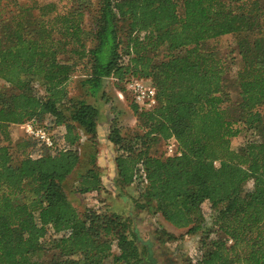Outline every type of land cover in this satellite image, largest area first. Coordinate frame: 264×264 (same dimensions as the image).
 Segmentation results:
<instances>
[{
  "label": "trees",
  "instance_id": "trees-1",
  "mask_svg": "<svg viewBox=\"0 0 264 264\" xmlns=\"http://www.w3.org/2000/svg\"><path fill=\"white\" fill-rule=\"evenodd\" d=\"M228 34L240 58L233 80L226 59L203 48ZM82 63L94 101L70 95ZM132 78L152 79L158 104L132 105L142 130L132 136L112 118L117 177L174 227L203 233L188 264H264V0H0V264H154L126 219L80 213L64 188L86 148L78 191L102 189L106 82L124 92ZM32 119L64 126L69 148L26 154L34 139L15 142L11 126ZM171 140L181 155L153 152Z\"/></svg>",
  "mask_w": 264,
  "mask_h": 264
},
{
  "label": "rangeland",
  "instance_id": "rangeland-1",
  "mask_svg": "<svg viewBox=\"0 0 264 264\" xmlns=\"http://www.w3.org/2000/svg\"><path fill=\"white\" fill-rule=\"evenodd\" d=\"M93 24L92 20H88L85 26L89 29ZM203 48L205 50H213L219 56L226 59V64L230 67L227 76L229 79L233 80L240 64L235 36L228 34L210 40L203 45ZM86 64L87 63H82L78 65L69 83L70 95L76 98L84 97L90 101H94L92 97L86 96L80 84V80L83 79L87 73L86 68H88V65ZM4 84V81L0 79V88H2ZM106 91L110 97V101L102 106L103 118L100 120L98 130V168L102 174L103 187L98 192L79 193L78 187L81 180L79 173L84 172L87 167L91 166V164L89 165L86 161V148L84 150L81 148L80 151L82 152L83 162L79 168L65 180V191L80 213H84L85 210L89 208H102L108 213H115L126 219L129 223L130 231L134 235H137L139 240L148 247V254L152 258L154 264H188V259L191 258L192 251L198 245L203 233L200 231L197 234H187L186 228L180 229L174 227L168 223L161 214L156 213L154 209L144 207V201L140 197V186L137 184L126 185L117 177L116 156L118 153L116 152L114 144L108 139L112 118H117L116 125L123 135L132 136L138 131L142 132V130L138 128L137 116L132 109V105L136 103L129 91H124L123 96L120 97V91L115 86L113 79L107 80ZM232 95L234 97L233 99H235V92H233ZM37 122L40 125L48 123V128L55 133L56 149L54 151L56 152L62 149L63 137L65 135L64 131L66 130H55L49 120H45L42 123L39 121ZM11 134L15 142L23 137H28L18 125L11 126ZM243 141L244 136L241 135L237 138H233L232 143L234 147H238ZM165 148L166 144L160 143L153 148V152L164 154L166 153ZM39 149L37 142L33 140V145L26 149V154L38 157L41 153H53V151L49 149ZM90 149L91 148L88 147L87 150L90 151ZM14 156V163L18 164L24 157V154L14 148ZM22 198L23 195L18 196L16 197V201H22ZM202 208L204 215L210 219L212 213L210 203L208 201L204 202ZM162 231L171 233L177 238L167 239L166 235L160 234Z\"/></svg>",
  "mask_w": 264,
  "mask_h": 264
},
{
  "label": "built area",
  "instance_id": "built-area-1",
  "mask_svg": "<svg viewBox=\"0 0 264 264\" xmlns=\"http://www.w3.org/2000/svg\"><path fill=\"white\" fill-rule=\"evenodd\" d=\"M126 89L132 95L134 102L139 105L140 109L148 111L153 109L158 104L157 88L150 78H132L126 83ZM120 97L123 96V92H119ZM48 124V123H47ZM47 124L40 125L34 119L29 120L18 126L22 129L28 137L34 139L39 150L49 149L55 153L56 139L55 133L52 132ZM42 148V149H41ZM69 148L63 137L62 149ZM167 155H181V151L178 147L176 140H171L166 144ZM41 153V151H40ZM42 153L38 156H41ZM231 242V241H230Z\"/></svg>",
  "mask_w": 264,
  "mask_h": 264
},
{
  "label": "crops",
  "instance_id": "crops-1",
  "mask_svg": "<svg viewBox=\"0 0 264 264\" xmlns=\"http://www.w3.org/2000/svg\"><path fill=\"white\" fill-rule=\"evenodd\" d=\"M63 127H64V126L56 127L55 130H56V129H62V130L64 129V130H66L65 127H64V128H63ZM98 130H99V126H98ZM64 132H65V131H64ZM63 134H64V133H63Z\"/></svg>",
  "mask_w": 264,
  "mask_h": 264
}]
</instances>
